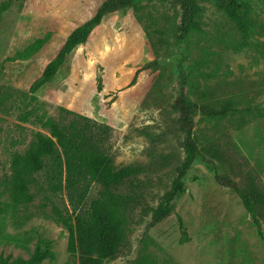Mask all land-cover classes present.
<instances>
[{
  "label": "rangeland",
  "instance_id": "obj_1",
  "mask_svg": "<svg viewBox=\"0 0 264 264\" xmlns=\"http://www.w3.org/2000/svg\"><path fill=\"white\" fill-rule=\"evenodd\" d=\"M105 0H0V255L29 258L36 245L52 256L41 264H79L69 250V230L53 217L65 209V193L39 183L31 199L11 189L12 160L47 128L20 115L33 106L30 87L57 56L68 35ZM239 22L215 0H196L186 38L176 42L182 9L165 0H135L105 15L87 41L67 56L55 77L37 92L41 110L56 119L61 107L108 124V151L117 166L141 164L143 202L128 214L124 242L106 264H264V240L240 197L216 180V171L264 188V0H237ZM48 40L19 57L36 38ZM153 63V66L144 68ZM185 69L195 100L197 87L228 98L240 111L224 117L196 116L195 133L207 158L184 178L174 212L149 227L152 209L171 186L184 159L175 128L179 69ZM196 86V87H194ZM212 96L208 99L211 101Z\"/></svg>",
  "mask_w": 264,
  "mask_h": 264
},
{
  "label": "trees",
  "instance_id": "obj_2",
  "mask_svg": "<svg viewBox=\"0 0 264 264\" xmlns=\"http://www.w3.org/2000/svg\"><path fill=\"white\" fill-rule=\"evenodd\" d=\"M135 0H105L97 12L67 37L59 53L43 70L42 75L30 87V104L33 106L20 115L24 122L32 119L49 134L37 132L30 146L23 154H16L12 160L11 189L17 201L30 200V187L39 183L40 187L51 194L65 193V209L53 206V217L70 232L69 250L76 254L79 264H106L119 252L125 238V223L128 214L143 202L139 175L147 170L145 165L128 164L117 166L108 151L112 128L103 122L61 107L59 119L49 115L37 105V92L50 82L65 59L80 44L87 41L91 32L108 13L125 9ZM178 4L182 9L180 24L175 39L183 41L189 34L193 17L197 14L196 0H165ZM222 8L230 12L239 22L245 14L243 5L237 0H215ZM8 6L0 4V13ZM36 38L19 57H28L39 50L48 40ZM149 63L144 66H153ZM179 92L174 103L178 113L175 128L182 136L184 159L176 166L171 186L152 209L149 227H153L175 210V200L184 191V178L193 164L207 158L203 153L195 133L196 116L224 117L233 111H240L228 98L213 97L214 94L197 87L200 94L196 100L189 92L190 81L182 67L179 69ZM196 87V86H194ZM212 96L210 101L208 98ZM219 184L236 193L252 218L259 236L264 240V188L258 178L246 174L243 185L227 173L216 171ZM49 246L38 244L29 258L0 255V264H41L52 256Z\"/></svg>",
  "mask_w": 264,
  "mask_h": 264
}]
</instances>
